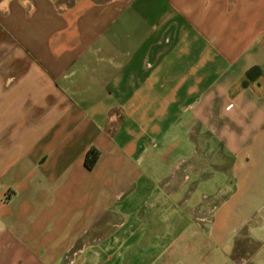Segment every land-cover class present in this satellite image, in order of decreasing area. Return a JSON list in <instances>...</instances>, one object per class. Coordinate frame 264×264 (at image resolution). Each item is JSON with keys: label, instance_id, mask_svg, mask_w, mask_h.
Masks as SVG:
<instances>
[{"label": "crops", "instance_id": "crops-1", "mask_svg": "<svg viewBox=\"0 0 264 264\" xmlns=\"http://www.w3.org/2000/svg\"><path fill=\"white\" fill-rule=\"evenodd\" d=\"M0 42V264H65L153 173L187 264H264V0H0Z\"/></svg>", "mask_w": 264, "mask_h": 264}, {"label": "rangeland", "instance_id": "rangeland-1", "mask_svg": "<svg viewBox=\"0 0 264 264\" xmlns=\"http://www.w3.org/2000/svg\"><path fill=\"white\" fill-rule=\"evenodd\" d=\"M11 51V44L0 42V103L12 101L11 60L5 58L7 52ZM155 158V156L152 158V163L155 162ZM159 177L153 173L155 187L148 197H145L137 186L114 187L107 195L101 194L98 208L95 210L100 215L99 231L85 235L84 243L87 245L84 250L68 253L67 260H63L64 263L172 264V261H178L181 256L180 264H187L188 233H190L187 228L192 229L193 225L188 227V222L181 218L176 225L175 221L171 220V216L178 212L183 215L187 211L188 189L185 187L179 194L172 197L171 187L161 186L158 183ZM178 200L179 203H176ZM125 202L126 204L129 202L130 210ZM147 213L154 217L148 221L146 229L140 230L139 225L143 219H139V216ZM129 214H132L135 219H129ZM155 215L161 216L155 217ZM111 223H121V225L112 227ZM134 229L140 231H134ZM120 243L125 246L123 244L119 246ZM92 247L100 251L92 252ZM110 248L115 249L110 251Z\"/></svg>", "mask_w": 264, "mask_h": 264}, {"label": "trees", "instance_id": "trees-1", "mask_svg": "<svg viewBox=\"0 0 264 264\" xmlns=\"http://www.w3.org/2000/svg\"><path fill=\"white\" fill-rule=\"evenodd\" d=\"M260 74V69L258 67L250 68L246 73V80L250 81L256 78ZM246 83V82H245Z\"/></svg>", "mask_w": 264, "mask_h": 264}]
</instances>
